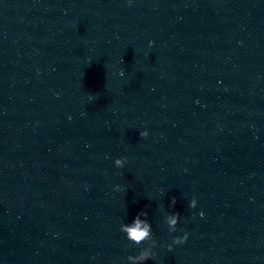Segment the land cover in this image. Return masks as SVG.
I'll list each match as a JSON object with an SVG mask.
<instances>
[{
    "label": "clouds",
    "instance_id": "1",
    "mask_svg": "<svg viewBox=\"0 0 264 264\" xmlns=\"http://www.w3.org/2000/svg\"><path fill=\"white\" fill-rule=\"evenodd\" d=\"M123 73V72H122ZM140 137H147L148 136V132L147 131H142L139 133ZM127 162L126 158H117L114 161V165L117 168H122L125 163ZM116 191H120L122 190L120 188L119 185H117L115 187ZM176 204V198L172 197L170 200V205L171 207H174ZM197 206V201L195 198H193L190 203H189V207L190 208H196ZM140 215L143 216H147V212L143 211L140 214H138L134 220V223L132 225V227H127L126 225H121L120 226V231L121 232H125L128 233V235L126 236L127 239H131L134 238V242H136L137 244L143 243L144 241L152 238V232H151V225L148 222L145 221H141L140 220ZM203 212L200 213V216L203 217ZM178 219H180V216L178 213L173 212L169 217H168V224H169V231L170 232H175L177 231L176 227H173L175 225H177V221ZM183 231V230H181ZM188 238V233L184 232L183 236H178L175 237L172 241V244L167 245L166 247L168 248L169 251L172 250L173 245H179V244H183L187 241ZM154 245H155V241H153ZM155 253L145 250L143 251L138 257L137 259L141 260V261H145V260H149L151 258H154ZM131 258V257H130Z\"/></svg>",
    "mask_w": 264,
    "mask_h": 264
}]
</instances>
